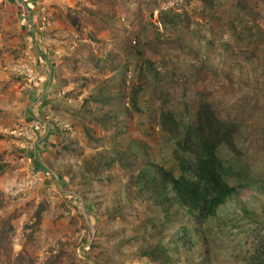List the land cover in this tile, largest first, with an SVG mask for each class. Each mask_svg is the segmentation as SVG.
Listing matches in <instances>:
<instances>
[{"label":"rangeland","instance_id":"374dc122","mask_svg":"<svg viewBox=\"0 0 264 264\" xmlns=\"http://www.w3.org/2000/svg\"><path fill=\"white\" fill-rule=\"evenodd\" d=\"M85 6L92 4L0 0V201L6 206L0 218L19 214L11 221L14 256L25 242V224L35 221V210L44 204L39 231L33 234L36 246L29 248L35 264H43L59 242L75 264H149L137 260L134 237L141 236L139 226L152 222L165 231L151 244L158 242L177 264H249L254 246L264 240V119L255 134L251 128L241 129L238 150L229 153L232 172L226 176L238 187L236 194L204 225L169 202L160 205L131 176L147 162L179 175L171 146L157 125L160 91L168 97L165 103L180 134L196 122L200 98L223 119L233 114L242 96L253 95L255 90L237 81L239 75L243 82L245 74L260 82L257 96L264 95V0H115L111 28L97 31L85 20L88 15H79L82 27L77 33L65 15ZM169 9L180 16V23L163 27L158 12ZM213 12L225 22L233 19L239 26L244 22L253 27L252 41L237 46L226 27L210 21ZM137 45L146 50L145 58L162 81L148 84L139 97V113L119 114L122 125L112 133L87 125L90 118L117 109L102 110L90 99L99 87L116 94L136 86L138 57L131 46ZM110 54L117 57V69L99 75L94 61ZM85 125L92 128L98 146L85 139ZM114 149L135 154L137 166L125 172L116 165L99 178L84 173L96 154L112 157ZM236 167L247 170L249 180L244 173L232 175ZM128 207L131 215L122 220L118 214ZM183 230L192 240L190 250L178 242Z\"/></svg>","mask_w":264,"mask_h":264},{"label":"trees","instance_id":"16d2710c","mask_svg":"<svg viewBox=\"0 0 264 264\" xmlns=\"http://www.w3.org/2000/svg\"><path fill=\"white\" fill-rule=\"evenodd\" d=\"M92 7H82V10H69L65 15L66 23L75 29L77 33L81 32L80 16L88 15L89 19H85L89 25L94 27L97 31H101L110 27L112 18L115 12V0H89ZM172 2L173 0H166ZM214 2L215 0H211ZM219 0H216L218 2ZM233 11L236 8L231 6ZM244 15L245 12L241 10ZM210 21H214L222 28L226 27L236 42V45L244 44L252 41L253 27L246 26L241 23L240 26L235 23L233 19L226 22L222 20L215 12L209 16ZM33 19V18H32ZM85 21V22H86ZM180 21V16L172 14V10H159L158 22L163 26H175ZM241 27L240 32L237 28ZM111 28V27H110ZM214 31V30H212ZM214 33V32H212ZM90 39L95 41L91 35ZM133 52L138 57V65L136 69V86L124 93L118 91L116 94L111 93L106 88L99 87L90 99L101 106L112 107L117 106L115 113L107 115L101 114L100 118L93 117L91 120V113L89 112L90 121L87 125L94 123L104 132L112 133L113 127H120L122 125L119 114L122 112H138L139 113V97L148 89L150 82L160 83L163 78H159V74L154 68L150 58H145L146 54L141 45L131 46ZM214 48L211 40L207 42L208 53L212 54ZM117 57L115 55H107L105 59H97L94 61L95 71L102 75L105 70L114 71L117 69ZM243 68L241 65H239ZM237 81L244 83V85L255 90L253 95L242 96L237 104L233 114L227 118H220L215 114L210 104L203 98L197 101L196 108V122L185 127L182 134H180L176 116L172 110L168 108L165 103L168 100L167 95L160 91L156 98L160 101L161 107L158 109L157 125L161 134L165 137L166 143L171 146L172 159L179 171V175L175 176L170 170L147 162L143 168H139L131 172V177L134 176V181L142 183V188H148L153 196H156L160 205L169 202L170 207L176 206L177 209L183 211V214L197 225H204L209 217L215 216L217 210L225 205L237 191V186H232L227 181V174H231L229 153L233 150H238V136L241 129L249 130L251 134L259 131V123L264 119V95H259L260 82L256 79L251 80L245 74L243 82L241 76H237ZM264 94V93H263ZM114 106V107H113ZM101 112V110H100ZM83 126V133L89 145L96 147L99 145V140L93 139L90 135L92 128ZM256 129V130H255ZM255 130V131H253ZM119 133V132H117ZM250 134V135H251ZM116 136V134H115ZM249 136V134H248ZM63 149H67L64 146ZM228 157V158H227ZM95 163L91 160L84 166L85 174L99 175L110 171L116 165L121 171L128 172L130 168L137 166V156L135 154H128L122 151L113 150L112 157L105 156L104 153L99 152L94 156ZM236 169H238L236 167ZM3 168L0 174L3 172ZM235 174L244 173L246 179L250 176L243 170H233ZM241 175V174H240ZM228 177V176H227ZM245 180V181H247ZM239 182V180H237ZM248 183V181L246 182ZM162 194V196H161ZM2 195L0 194V197ZM140 196V194H139ZM169 196V198H167ZM142 199V196H141ZM6 206L0 201V210H4ZM131 207H128L123 214L118 216L124 220L126 216L131 215ZM46 211L44 204H39L34 212V222L25 224L21 250L17 255L13 254V239L15 231L11 221L19 214L15 211L8 218H0V264H35L34 259L29 254V248L36 246V240L33 234L39 231V226L42 221V214ZM32 219V218H31ZM143 223L139 226V233L141 236L134 237V240L139 243V252L137 260H145L149 264H177L173 255L169 254L158 242L151 244L150 240L153 238L159 239L165 231L162 225L155 223ZM29 231V232H27ZM147 237V239H146ZM180 247L184 250H190L191 238L187 230H183L181 236H178ZM254 246V245H253ZM93 249V246L89 250ZM54 251V252H53ZM178 250H175V255ZM135 260V261H137ZM111 261L104 260L100 264H109ZM186 263V262H185ZM249 264H264V240L260 241L258 245L254 246L253 254L248 259ZM43 264H75L73 259L64 250V243L59 242L55 250L50 249V254ZM202 264V263H198Z\"/></svg>","mask_w":264,"mask_h":264}]
</instances>
